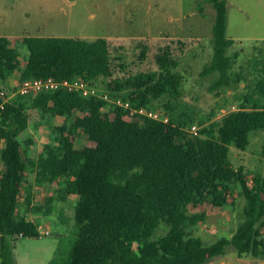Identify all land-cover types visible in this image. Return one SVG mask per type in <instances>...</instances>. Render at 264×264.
Instances as JSON below:
<instances>
[{
  "label": "trees",
  "instance_id": "1",
  "mask_svg": "<svg viewBox=\"0 0 264 264\" xmlns=\"http://www.w3.org/2000/svg\"><path fill=\"white\" fill-rule=\"evenodd\" d=\"M210 1L216 10L213 56L201 75L217 74L210 86L215 90L232 87L239 75L237 54L229 52L234 38L227 34V0ZM148 51L143 45L142 59ZM111 57V43L103 36L0 35V90L16 71L19 81L105 77L104 89L132 105L66 90L18 94L7 104L0 119V139L6 140L0 144V264H17V238L41 237L40 223L18 214L30 170L39 182L66 178L61 197H79L77 237L65 264H208L231 248L240 255L264 256V174L250 183L244 167L231 160L232 145L245 150L253 134L264 132V80L257 81V95L239 109L196 116L177 109L183 76L170 45L158 52L157 69L126 77L115 76ZM142 105L163 107L169 120L139 113ZM31 108L58 121L54 140L37 156L31 154L33 138L20 137L29 127ZM195 123L201 128L191 136L186 128ZM236 184L247 199L242 224L231 237L205 243L194 234V225L229 205ZM30 195L27 188V204ZM161 224L168 229L158 234Z\"/></svg>",
  "mask_w": 264,
  "mask_h": 264
},
{
  "label": "rangeland",
  "instance_id": "2",
  "mask_svg": "<svg viewBox=\"0 0 264 264\" xmlns=\"http://www.w3.org/2000/svg\"><path fill=\"white\" fill-rule=\"evenodd\" d=\"M61 1L47 0L54 15L48 31L89 40L107 37L111 43L115 76L126 77L157 69L158 52L163 46L170 45L180 60L176 69L183 76L182 95L176 101L180 111L196 116L221 115L232 104L239 106L246 98L255 97L257 81L264 80V0H227V34L234 38L229 52L237 54L234 71L239 77L232 87L222 86L215 90H211L210 86L217 74L201 75L203 67L213 56L216 10L210 0ZM160 30H163V35L159 38L156 35ZM143 45H148L149 51L142 59ZM21 51L22 55H26L27 47L23 45ZM18 81L19 76L15 75L2 87L16 85ZM96 84L106 88L107 79L101 77ZM29 113V127L21 132L20 137L24 141L33 138L31 154L37 156L48 141L54 140V127L58 121L48 115L42 117L35 108L29 109ZM259 132L253 134L247 149L231 146L232 162L244 167L250 183L254 182V175L264 174V132ZM66 186L64 177L39 182L36 172L30 170L23 190L25 197L27 188H30V203L27 204L23 197L18 214L37 221L40 227L51 233L43 237L17 238L14 248L17 264H50L53 260L60 264L67 262L78 232L74 211L79 197L71 195L62 198ZM52 195L50 202L49 196ZM233 195L229 205L211 211L205 221L194 225V234L205 243L210 244L223 236L231 237L242 224L247 199L241 185H234ZM167 229L166 224H161L157 233H165ZM263 262L264 256L240 255L231 248L208 264Z\"/></svg>",
  "mask_w": 264,
  "mask_h": 264
},
{
  "label": "built area",
  "instance_id": "3",
  "mask_svg": "<svg viewBox=\"0 0 264 264\" xmlns=\"http://www.w3.org/2000/svg\"><path fill=\"white\" fill-rule=\"evenodd\" d=\"M55 90H66L70 92H80L84 96H94L104 99L105 101L123 106L126 108H131V102L129 99H124L122 96H113L104 88H101L94 81H89L82 77L75 78H57L55 76L47 77H34L18 81L16 85H11L7 88H2L0 90V119L3 117L7 104L11 99L18 94H29L32 92H41V91H55ZM240 107L237 104H232L227 109H224L223 114L239 109ZM136 110L144 115L149 117L168 121L169 115L167 111L162 107H149L142 105L136 108ZM201 125L195 123L190 127L186 128L189 135L194 136L198 135ZM5 145V138L0 139V144ZM1 160V159H0ZM1 165V164H0ZM50 230L43 229L39 227L40 236H45L50 234ZM225 264V263H222Z\"/></svg>",
  "mask_w": 264,
  "mask_h": 264
},
{
  "label": "crops",
  "instance_id": "4",
  "mask_svg": "<svg viewBox=\"0 0 264 264\" xmlns=\"http://www.w3.org/2000/svg\"><path fill=\"white\" fill-rule=\"evenodd\" d=\"M75 1L62 0L61 2L71 3ZM17 4L20 5L17 6ZM21 9L22 11L20 12ZM53 20L54 15L51 14V7L48 5L47 0H0V35L9 38L25 35L65 36L57 31H54L55 33L48 31L47 27L50 23H53ZM162 31L160 30L161 34L158 32L156 37L159 36L160 38L163 35ZM15 75L19 76V72L16 71L8 81H11Z\"/></svg>",
  "mask_w": 264,
  "mask_h": 264
}]
</instances>
